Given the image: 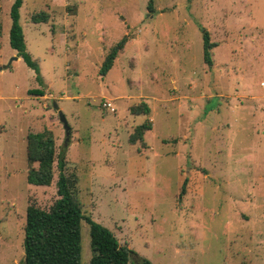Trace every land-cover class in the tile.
<instances>
[{
  "label": "rangeland",
  "instance_id": "1",
  "mask_svg": "<svg viewBox=\"0 0 264 264\" xmlns=\"http://www.w3.org/2000/svg\"><path fill=\"white\" fill-rule=\"evenodd\" d=\"M13 1L0 0V264H22L27 206L57 198L56 168L50 185L27 181L26 136L44 129L130 264H264V0H22L43 84L9 45ZM91 256L82 220L80 264Z\"/></svg>",
  "mask_w": 264,
  "mask_h": 264
},
{
  "label": "trees",
  "instance_id": "2",
  "mask_svg": "<svg viewBox=\"0 0 264 264\" xmlns=\"http://www.w3.org/2000/svg\"><path fill=\"white\" fill-rule=\"evenodd\" d=\"M22 2V0H14L10 6L9 45L35 72V79L43 84L39 65L27 51L24 33L19 22V10ZM39 21L34 19V22ZM202 38L203 59L210 66L212 65L211 49L215 43L209 40L208 32L203 28ZM127 40L128 36L126 35L109 49L100 67V74L104 75L112 67L115 58L124 48ZM130 110L133 114H148L149 106L142 101L131 106ZM151 127L149 121L138 125L130 134L129 143L143 142L144 133ZM26 157L29 164L27 181L30 184L50 185L56 168L57 198L47 209L40 208L35 204L27 206L22 264H80L82 220L89 226L92 250L89 264H130V254H134V252L126 246L120 245L110 229L83 214L77 195L78 177L75 173L68 172L64 149L62 148L59 153L56 152L50 130L44 129L40 132L27 134ZM138 264L152 263L146 258H140ZM242 264L251 263L244 262Z\"/></svg>",
  "mask_w": 264,
  "mask_h": 264
},
{
  "label": "water",
  "instance_id": "3",
  "mask_svg": "<svg viewBox=\"0 0 264 264\" xmlns=\"http://www.w3.org/2000/svg\"><path fill=\"white\" fill-rule=\"evenodd\" d=\"M15 58H17V57H15ZM54 107L57 109V105L55 103H54ZM59 115H60V120L63 122L64 127L66 129V134L68 136V134H69V127H68V124L66 122V119H65V117L63 116V114L61 112H59Z\"/></svg>",
  "mask_w": 264,
  "mask_h": 264
},
{
  "label": "crops",
  "instance_id": "4",
  "mask_svg": "<svg viewBox=\"0 0 264 264\" xmlns=\"http://www.w3.org/2000/svg\"><path fill=\"white\" fill-rule=\"evenodd\" d=\"M25 37V36H24ZM26 48H27V46H26ZM20 57L19 56H17V59H19Z\"/></svg>",
  "mask_w": 264,
  "mask_h": 264
},
{
  "label": "built area",
  "instance_id": "5",
  "mask_svg": "<svg viewBox=\"0 0 264 264\" xmlns=\"http://www.w3.org/2000/svg\"><path fill=\"white\" fill-rule=\"evenodd\" d=\"M107 105H110L109 103Z\"/></svg>",
  "mask_w": 264,
  "mask_h": 264
}]
</instances>
